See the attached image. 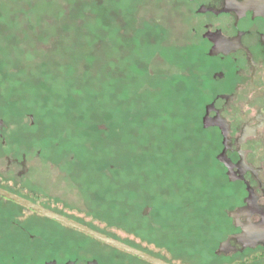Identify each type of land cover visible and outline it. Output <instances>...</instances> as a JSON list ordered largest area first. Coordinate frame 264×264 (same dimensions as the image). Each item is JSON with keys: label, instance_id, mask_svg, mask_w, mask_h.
I'll use <instances>...</instances> for the list:
<instances>
[{"label": "rangeland", "instance_id": "obj_1", "mask_svg": "<svg viewBox=\"0 0 264 264\" xmlns=\"http://www.w3.org/2000/svg\"><path fill=\"white\" fill-rule=\"evenodd\" d=\"M182 9L177 0H0V116L6 148L24 155L22 181L119 239L132 230L145 254L210 264L220 139L199 127L197 84L213 62Z\"/></svg>", "mask_w": 264, "mask_h": 264}, {"label": "flooded vegetation", "instance_id": "obj_2", "mask_svg": "<svg viewBox=\"0 0 264 264\" xmlns=\"http://www.w3.org/2000/svg\"><path fill=\"white\" fill-rule=\"evenodd\" d=\"M177 1L192 17V32L201 55L213 62L199 72L202 78L197 84L202 96L199 127L216 131L220 139V148L212 155L219 171L215 189L217 203L221 205L217 216L221 224L215 228L220 235L212 240L208 261L210 264H264V0ZM5 125L0 116L1 191L145 254L134 246H140L141 242L133 241L132 230L128 240L119 239L98 229L94 221H85L63 203L39 191L37 186L22 181L24 155L19 149L6 148ZM12 167L15 171L11 174ZM0 198L7 202L0 205V264H133L119 254L105 253L84 239L69 236L66 229L106 244L143 264H153L12 198L1 194ZM53 223L57 225L54 227ZM146 255L165 264L179 261L173 253L169 262Z\"/></svg>", "mask_w": 264, "mask_h": 264}, {"label": "water", "instance_id": "obj_3", "mask_svg": "<svg viewBox=\"0 0 264 264\" xmlns=\"http://www.w3.org/2000/svg\"><path fill=\"white\" fill-rule=\"evenodd\" d=\"M0 194L3 195V196H6V197L12 198L13 200H15L17 202H20V203H22L25 206L31 207L32 209L38 211L39 213H42V214H44V215H46V216H48L50 218H53V219L65 224V225H67L69 227L77 229V230H79V231H81V232H83V233H85V234H87V235H89L91 237H94V238H96V239H98V240H100V241H102L104 243H107V244H109V245H111L113 247H116V248H118L120 250H123L125 252L131 253L133 255H136V256H138V257H140V258H142V259H144L146 261H149V262H151L153 264H165V263H163V262H161V261H159V260H157L155 258H152V257H150V256H148V255H146V254H144L142 252H139V251H137V250H135V249H133V248L121 243V242H118V241H116L114 239H111V238H109V237H107V236H105V235H103L101 233H98V232L94 231V230H91L90 228H87V227H85V226H83V225H81V224H79L77 222H74V221L69 220L67 218H64V217H62L60 215H57V214L52 213L50 211H47V210H45V209H43V208H41V207H39L37 205H33V204L29 203V202H26V201H24L22 199H19V198L15 197V196L9 195V194L1 191V190H0Z\"/></svg>", "mask_w": 264, "mask_h": 264}]
</instances>
